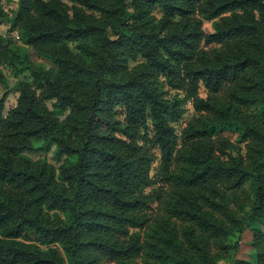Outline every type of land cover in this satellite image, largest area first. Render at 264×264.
Instances as JSON below:
<instances>
[{
	"label": "trees",
	"instance_id": "1",
	"mask_svg": "<svg viewBox=\"0 0 264 264\" xmlns=\"http://www.w3.org/2000/svg\"><path fill=\"white\" fill-rule=\"evenodd\" d=\"M0 21L22 42L0 34V264H264V0H0Z\"/></svg>",
	"mask_w": 264,
	"mask_h": 264
},
{
	"label": "rangeland",
	"instance_id": "2",
	"mask_svg": "<svg viewBox=\"0 0 264 264\" xmlns=\"http://www.w3.org/2000/svg\"><path fill=\"white\" fill-rule=\"evenodd\" d=\"M1 1L4 6V9L7 10L9 13H12V11L16 10L18 5V0H1ZM0 34L9 42L18 43V44L22 43L17 33L14 31H10V23L8 22L0 21ZM31 56L33 60L38 63H42L43 65L47 63L46 60L37 56L33 50H31ZM10 79L11 80L9 85L11 87L14 83V79L13 78ZM4 91L5 90L2 87H0V97L3 95ZM16 100H17V94L15 93L9 94L7 98V106L11 107L15 105ZM250 112L254 116L258 114L259 109L258 107L256 108V106H253L251 107ZM252 239H253V235L250 230H246L243 234H237L230 239L232 243H238V249L235 252L237 258H244L251 260L255 258V252L251 246ZM103 263L112 264L105 261H103ZM219 264H224V263H219Z\"/></svg>",
	"mask_w": 264,
	"mask_h": 264
}]
</instances>
